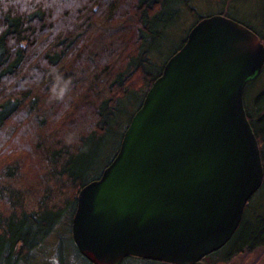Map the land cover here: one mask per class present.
I'll return each instance as SVG.
<instances>
[{
    "label": "trees",
    "instance_id": "obj_1",
    "mask_svg": "<svg viewBox=\"0 0 264 264\" xmlns=\"http://www.w3.org/2000/svg\"><path fill=\"white\" fill-rule=\"evenodd\" d=\"M203 3L214 10L204 13ZM214 14L264 43V0H0V160L10 158L0 171V264H36L53 235L58 264H73L69 244L74 264H93L73 239L80 191L115 158L193 26ZM244 102L264 168V65ZM30 163L41 191L22 182ZM32 194H40L33 203ZM259 247L264 179L230 240L195 264L230 263ZM121 264L170 263L129 256Z\"/></svg>",
    "mask_w": 264,
    "mask_h": 264
},
{
    "label": "water",
    "instance_id": "obj_2",
    "mask_svg": "<svg viewBox=\"0 0 264 264\" xmlns=\"http://www.w3.org/2000/svg\"><path fill=\"white\" fill-rule=\"evenodd\" d=\"M263 65L264 43L244 24L214 14L193 26L115 158L80 191L81 254L93 264H195L230 240L264 179L244 102Z\"/></svg>",
    "mask_w": 264,
    "mask_h": 264
},
{
    "label": "rangeland",
    "instance_id": "obj_3",
    "mask_svg": "<svg viewBox=\"0 0 264 264\" xmlns=\"http://www.w3.org/2000/svg\"><path fill=\"white\" fill-rule=\"evenodd\" d=\"M201 9L203 10L204 13L208 12V11H213L215 7H212L211 4L209 3H203L201 5ZM8 161H10V158L7 159H1L0 160V171L2 169H4L3 167H5V165L8 163ZM31 164V163H30ZM34 164V163H33ZM30 166V165H29ZM31 168H32V173L27 171L25 173H23L22 175V182H24V184L29 185L30 187H32V192L33 190H37V185H38V181L41 182V175H39V171H36V166L31 164ZM5 182H2V185ZM28 188V186H27ZM42 189H38V191H41ZM37 191V192H38ZM42 194V193H41ZM36 194H32V203L34 202V198H38V196L40 194H38L37 196H35ZM67 238V237H66ZM68 240V238L66 239ZM68 261L69 262H75V258L77 256L75 248L73 247L72 244H69V249H68ZM41 260H38V262L36 264H58V259H57V255H56V237L55 235L51 236L49 241L46 243V245L43 248V253L41 252V254L39 255ZM78 259V263L77 264H87L85 261H82L81 258L79 260ZM44 260V261H42ZM211 262V261H210ZM76 263V262H75ZM210 264H264V247H259L256 250H254L251 253H248L246 255H241V256H237L235 257L230 263H222L219 261L216 262H211Z\"/></svg>",
    "mask_w": 264,
    "mask_h": 264
},
{
    "label": "clouds",
    "instance_id": "obj_4",
    "mask_svg": "<svg viewBox=\"0 0 264 264\" xmlns=\"http://www.w3.org/2000/svg\"><path fill=\"white\" fill-rule=\"evenodd\" d=\"M12 7H15V5H13V4H8V5L6 6L5 10H7L8 8H12Z\"/></svg>",
    "mask_w": 264,
    "mask_h": 264
}]
</instances>
